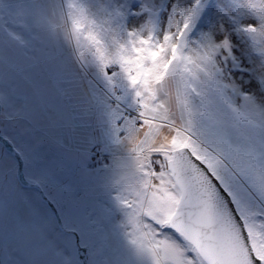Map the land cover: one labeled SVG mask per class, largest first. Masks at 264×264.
<instances>
[{"label": "snow or ice", "instance_id": "obj_1", "mask_svg": "<svg viewBox=\"0 0 264 264\" xmlns=\"http://www.w3.org/2000/svg\"><path fill=\"white\" fill-rule=\"evenodd\" d=\"M184 2L192 6L180 11L175 31L170 29L181 3H172L161 38L163 19L154 2L141 5L144 22L128 30L125 6L110 0V8L101 10L108 28L97 32L83 2L0 0V117L31 121L41 111L63 115L72 109L91 115L97 76L113 88L122 78L128 107L136 109L124 126L143 187L131 218L152 237V251H163L170 264H264V223L241 215L232 191L241 173L259 178L264 191V141L258 158L254 148L237 158L228 145L194 139L183 101L173 106L161 95L165 77H175L181 65L191 73L188 65L202 71L203 60L211 62L206 53H186L187 31L204 7L202 0ZM219 15L221 29L227 20L235 37L264 62V0H223ZM231 43L229 36L221 41L229 51ZM113 67L118 71L109 74Z\"/></svg>", "mask_w": 264, "mask_h": 264}, {"label": "rangeland", "instance_id": "obj_2", "mask_svg": "<svg viewBox=\"0 0 264 264\" xmlns=\"http://www.w3.org/2000/svg\"><path fill=\"white\" fill-rule=\"evenodd\" d=\"M76 2L92 9L89 22L96 21L97 32L108 28L101 10L110 8V0ZM116 2L128 12V30L144 22L141 5L154 2L163 19L157 29L162 38L175 0ZM180 3L171 31L180 11L192 6L184 0ZM222 3L202 0L204 12L186 34V53L198 57L206 53L211 62L203 60L202 71L188 65L191 73L181 65L175 77H165L161 95L173 106L183 101L184 123L194 139L228 145L237 150V158L254 148L258 158L264 141V62L235 37L227 20L221 29ZM224 36L232 41L230 51L221 44ZM112 71L118 69L110 68L109 74ZM113 84L114 88L102 76L93 83L96 106L105 115H119L116 126L108 124L107 132L101 125L87 124L97 112L87 115L77 109L63 115L41 111L31 121L0 117V137L5 139L0 140V264H83L79 255L86 264H170L163 251H152L156 248L152 237L132 222V212L139 207L137 193L143 187L136 154L133 149L121 154L119 136L125 133L126 138L125 118L135 106L128 107L126 82L117 77ZM64 121H71L68 133ZM59 126L65 131L60 140ZM260 183L251 173H241L232 185L235 208L257 225L264 223Z\"/></svg>", "mask_w": 264, "mask_h": 264}, {"label": "crops", "instance_id": "obj_3", "mask_svg": "<svg viewBox=\"0 0 264 264\" xmlns=\"http://www.w3.org/2000/svg\"><path fill=\"white\" fill-rule=\"evenodd\" d=\"M95 112H97L96 113V115H95V119L94 120H92V122H87V124L89 125V126H94V124H96L97 126H99V125H101L102 126V130L104 131V132H107V128H110V126L109 125H113V126H111V127H114V126H116L115 125V123L117 122V119H118V117H119V115H115V116H109V115H105L104 114V111H101V109H100V107H99V104L96 106V111ZM122 119H124V118H121V121H122ZM96 122V123H95ZM63 123H65V126H66V130L65 131H67V133H68V129H69V126H72V124H71V121H64ZM100 123V124H99ZM109 124V125H108ZM60 125H62V124H60ZM73 125H75V126H78L79 127V125L77 124V123H75L74 122V124ZM61 127L62 126H59L58 127V129H59V135H60V137H59V140H60V138H61V134H62V132H65V131H62V129H61ZM107 127V128H106ZM56 127H54V129H55ZM57 129V128H56ZM66 133V134H67ZM124 134L125 133H123L122 135H120L119 136V143H120V148H121V150H122V153L121 154H131L133 151H132V145H131V143L125 138V136H124ZM95 149H97V151H100V148H98V147H96ZM102 153V152H101ZM103 154V153H102ZM103 155H105V154H103ZM105 156H107V155H105ZM118 157H121L120 155L118 156ZM109 158V163L111 162L112 163V158L111 157H108ZM115 161H119L118 159H116Z\"/></svg>", "mask_w": 264, "mask_h": 264}, {"label": "water", "instance_id": "obj_4", "mask_svg": "<svg viewBox=\"0 0 264 264\" xmlns=\"http://www.w3.org/2000/svg\"><path fill=\"white\" fill-rule=\"evenodd\" d=\"M0 140L4 143L5 142V139H3L2 137H0ZM46 200V198H44ZM235 207V206H234ZM56 219H57V223L59 226H61V222H60V219L58 217V215L56 214ZM77 246H78V242H77ZM81 249L79 247L78 249V253H80ZM80 256V259L82 260L83 264H86V260L85 258L82 256V255H79Z\"/></svg>", "mask_w": 264, "mask_h": 264}, {"label": "bare ground", "instance_id": "obj_5", "mask_svg": "<svg viewBox=\"0 0 264 264\" xmlns=\"http://www.w3.org/2000/svg\"><path fill=\"white\" fill-rule=\"evenodd\" d=\"M130 113H134V109H132L131 111H130ZM3 138V137H2ZM49 138V137H48ZM53 138H55V136L53 137ZM4 139V138H3ZM50 140H52V139H50ZM235 206V205H234Z\"/></svg>", "mask_w": 264, "mask_h": 264}, {"label": "built area", "instance_id": "obj_6", "mask_svg": "<svg viewBox=\"0 0 264 264\" xmlns=\"http://www.w3.org/2000/svg\"><path fill=\"white\" fill-rule=\"evenodd\" d=\"M111 105H114V101H111L110 102ZM136 111V109H134V112Z\"/></svg>", "mask_w": 264, "mask_h": 264}]
</instances>
